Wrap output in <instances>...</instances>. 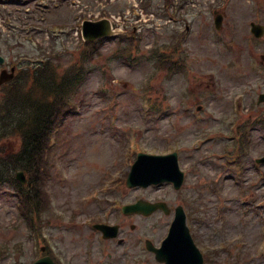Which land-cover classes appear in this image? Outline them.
Listing matches in <instances>:
<instances>
[{
	"label": "rangeland",
	"instance_id": "rangeland-1",
	"mask_svg": "<svg viewBox=\"0 0 264 264\" xmlns=\"http://www.w3.org/2000/svg\"><path fill=\"white\" fill-rule=\"evenodd\" d=\"M41 1L44 6L40 8L39 0H28L23 6L27 13L23 15V56L29 58L38 55V47H46L48 37L57 35L51 34L55 25L68 22L72 27L75 15L95 16L101 8L116 15L124 6L133 4L128 0L113 6L105 0H77L79 6H72L64 1ZM149 1L151 11L161 13L162 1ZM214 5L224 7L225 16L217 36L211 27ZM175 11L178 21L164 32H160L157 22L155 30L160 40L167 41L166 30L180 27V19L191 22L192 31L184 44L186 63L181 76L169 81L155 76L153 84L158 86L164 112L150 113L141 100V87L148 79L150 67L109 61L117 41L107 39L101 56L92 63L94 71L74 98L75 113L56 133L53 151L59 157L52 158L51 179L44 186L49 207L39 218L46 222L42 232L59 264H84L85 245L95 243L90 231L80 225L79 214L101 209L107 212L108 220L121 222L124 247L109 243L111 249L109 244L106 248L96 238L99 249H108V253L111 250L115 256L114 261L105 259L99 264H135L138 258L136 264H158L144 251L143 239L155 246L160 244L172 221L173 209L183 205L182 199H186L188 208L199 210L194 214L201 222L190 223L192 234L201 245L199 249L227 244V251L218 257L216 254L209 264H264V165L254 164L255 159L264 156V129L251 134L242 171L236 172L233 180L222 169L228 124L264 115V103L256 104L258 94L264 93V67L259 62L264 46L254 45L249 35L251 22L263 20L264 24V0H229L224 5H219V0H185ZM64 32L65 29L59 32L60 41L65 38ZM152 38L155 40L151 30L142 35V51L154 42ZM229 39L231 47L225 49L224 43ZM67 60L63 58L60 64L66 66ZM102 88L105 97L99 94ZM109 103L113 107L108 108ZM198 106L202 110L196 113ZM194 147L199 150L191 151ZM174 149L179 151L181 170L196 166L187 174L181 191L175 192L167 184L146 189L123 185L113 188L116 183L112 178L129 171L136 150L161 154ZM213 180L218 182L217 195L211 192ZM137 200L164 202L171 213L124 217L119 211L112 212L113 201L121 206ZM79 209L82 210L78 215L72 212ZM41 246V241L28 237L18 217L13 189L1 186L0 264H30ZM123 248L129 250L131 258L122 256Z\"/></svg>",
	"mask_w": 264,
	"mask_h": 264
},
{
	"label": "water",
	"instance_id": "water-1",
	"mask_svg": "<svg viewBox=\"0 0 264 264\" xmlns=\"http://www.w3.org/2000/svg\"><path fill=\"white\" fill-rule=\"evenodd\" d=\"M111 34L107 22L84 23L83 38L93 41L97 38ZM264 162V159L261 160ZM23 182V177L20 175ZM172 182L178 189L182 183V174L178 171L175 155L169 157H151L139 155L127 180L128 187H147L152 184ZM156 209L167 211L163 204L149 205L138 203L125 207L124 213L141 212L148 215ZM151 249V248H150ZM155 259L163 264H202L201 255L195 248L188 229L185 226V216L181 208L176 209L175 219L171 225L168 237L160 249H151ZM36 264H52L48 258L39 260Z\"/></svg>",
	"mask_w": 264,
	"mask_h": 264
},
{
	"label": "trees",
	"instance_id": "trees-1",
	"mask_svg": "<svg viewBox=\"0 0 264 264\" xmlns=\"http://www.w3.org/2000/svg\"><path fill=\"white\" fill-rule=\"evenodd\" d=\"M99 43H88L84 46L82 52L79 53L80 59L93 58L99 53ZM66 103L62 99H58L57 103L47 104L44 100L35 101L32 97L23 96V158L26 157V168L32 183L34 195L39 190L37 180L42 176L41 168L43 165L42 157L46 147L49 146L51 132L56 127L60 119L64 116L63 110ZM45 145L44 150L42 149ZM43 152L42 157H40ZM25 165L23 168H25ZM22 197L23 209V188H19ZM27 201L29 196H25ZM35 197V196H34Z\"/></svg>",
	"mask_w": 264,
	"mask_h": 264
}]
</instances>
